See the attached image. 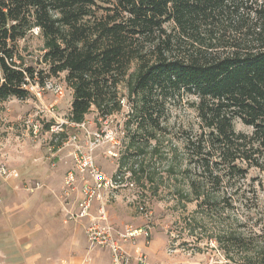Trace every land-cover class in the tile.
Wrapping results in <instances>:
<instances>
[{
    "label": "trees",
    "instance_id": "obj_1",
    "mask_svg": "<svg viewBox=\"0 0 264 264\" xmlns=\"http://www.w3.org/2000/svg\"><path fill=\"white\" fill-rule=\"evenodd\" d=\"M34 28L47 66L39 71L19 45ZM61 73L70 121L92 108L108 118L127 98L119 171L155 185L165 164L179 201L197 202L187 228L213 239L229 264H264V204L248 182L251 169L264 173V0H0V102L28 98L27 78ZM186 103L198 126L182 131L179 150L170 111Z\"/></svg>",
    "mask_w": 264,
    "mask_h": 264
},
{
    "label": "rangeland",
    "instance_id": "obj_2",
    "mask_svg": "<svg viewBox=\"0 0 264 264\" xmlns=\"http://www.w3.org/2000/svg\"><path fill=\"white\" fill-rule=\"evenodd\" d=\"M19 45L28 66L36 68L37 71L47 69V66L41 62L44 51L43 38L39 30L37 32L32 30L25 39L19 41ZM64 77L65 73L54 77L65 85L61 97L46 92L43 99L40 100L30 93L26 99L10 97L0 102V162H6L10 169H13V166L17 169L20 168L22 179L21 181L13 180L11 183L12 180H8L9 177L5 178L9 186V233L13 232L14 227L25 222L28 217V220L31 219L29 224L32 226V223H37L36 220H40V217L43 218L41 213L48 208L52 211L58 209L56 216L61 218L62 223L79 224L81 221L84 224L87 240L86 249L88 251L80 264L84 261L90 264L89 252L93 249L101 250L100 247L92 246L88 239L87 228L94 221H109L119 229L127 225L150 226L151 233L148 239L139 237L133 243L127 244V250L131 253L133 261L137 256L136 250L139 249L152 264H229L213 239L211 240L207 234L201 233L199 228L192 231L187 228L185 220L194 213L197 202L179 201V196L175 190L181 183L174 176L169 177L162 170L165 164L160 165L162 181L158 177L155 185L144 182L146 183L145 186L141 182L134 181L132 177L133 186L121 188L109 194L104 203H96L98 207L91 211L89 216L79 220L69 218L68 211L77 209L80 187L84 183L83 175L79 174L77 187L69 191L70 193L74 192L70 195L66 194L69 189L65 185V174L63 175V182L60 181V188L50 185L49 188L48 184L40 178L47 171L53 173L58 168L61 161L64 160L63 151L69 159V166H67L66 171L71 170L74 167V158L71 153L77 148L85 150L88 145H94L96 163L105 173L113 175L119 171L120 157L126 151L129 139V132L126 127L129 105L126 102L120 112H116L105 119L98 115L95 108H92L86 115L83 127L64 123L63 134L55 139L52 133L48 131L47 125L56 119L52 120L48 115L46 106L54 103V112L58 120L69 121L72 89ZM123 91H126L125 87H123ZM193 98L190 97V99ZM29 115L33 116L36 122L39 120L44 123L43 130L36 136L25 123ZM197 126L196 113L190 106H187V103L171 107L170 136L174 138L172 142L179 150H181L179 135L186 127L196 129ZM235 127L237 130L245 132L252 130L240 120H236ZM98 134L102 140L94 143L95 138L99 137ZM73 136H76L77 139L72 138ZM61 140L63 141L62 146L56 150L54 143ZM40 170L45 172L41 174ZM0 177L2 176L0 175ZM35 181H38L40 186L35 189L30 188V185H34L33 182ZM248 182L255 184L256 195L264 204V173L258 169H251ZM43 189L49 190L50 194L46 192L47 194L43 195L37 202L35 194ZM26 205L34 208L28 207L27 211L31 214L24 216L21 207ZM141 205H145L151 212L148 219L141 213ZM101 207L104 208L103 212H101ZM45 221H50L48 215ZM45 230L43 229V231ZM77 239L83 241V236H78ZM64 248L66 249V247ZM72 252L73 256L77 255L75 250ZM63 264H69V261L65 260Z\"/></svg>",
    "mask_w": 264,
    "mask_h": 264
},
{
    "label": "built area",
    "instance_id": "obj_3",
    "mask_svg": "<svg viewBox=\"0 0 264 264\" xmlns=\"http://www.w3.org/2000/svg\"><path fill=\"white\" fill-rule=\"evenodd\" d=\"M34 31H38V28H34ZM23 88L28 89L30 93L42 100L46 92H50L57 97H61L65 90V85L61 81L53 78H46L44 82L34 81L32 82L27 78L23 83ZM121 102L126 104L127 98L123 97ZM54 103L46 106V112L53 119L48 131L55 136V139L59 138L64 131V123H68L73 126H84V122L76 123L67 120H58L57 115L54 112ZM25 123L30 127L33 134L36 136L43 130V124L41 121L37 122L33 119V116L25 120ZM98 138H95L94 143H98L102 140V137L98 134ZM72 138L77 139L76 136ZM94 145L87 146L85 150L76 149L71 154L74 158V167L68 170L65 175V185L68 187L67 193L76 189L77 178L79 174L83 175L84 183L80 187V198L77 203V209L75 211H68L70 219H82L90 215L94 205L96 203H104L107 196L116 192L118 189L133 186L132 172L130 170L116 171L113 175H108L99 167L96 163L94 156ZM13 172L6 162H0V175L4 178L12 176ZM87 175V177H86ZM34 185H30V188H38L40 183L38 181L33 182ZM35 186V187H34ZM104 208L101 207V212ZM140 211L145 218H149L151 212L145 205L140 206ZM103 220V219H102ZM151 233L149 225L141 226H125L124 228H116L109 221L92 222L87 228L88 239L92 246L101 248H108L111 253L112 264H152L147 257L137 249V256L133 261L131 253L127 250V244L133 243L137 238L144 237L148 239ZM82 264H89L84 261Z\"/></svg>",
    "mask_w": 264,
    "mask_h": 264
},
{
    "label": "crops",
    "instance_id": "obj_4",
    "mask_svg": "<svg viewBox=\"0 0 264 264\" xmlns=\"http://www.w3.org/2000/svg\"><path fill=\"white\" fill-rule=\"evenodd\" d=\"M61 146L62 144L59 147ZM62 155L64 160L61 161L60 167L58 166L53 173H49L48 171L44 173L45 171L40 170V173H44V176L42 178L40 176L39 178L48 184V187L49 185L56 188L61 187L60 181L63 182V175H66L68 171H66V168L69 166L68 155L64 151ZM19 169L13 166V174L8 179L12 180L10 181L11 183L13 180H22ZM6 180L0 177V264H63L65 260H68L69 264H80L88 251L86 249L87 240L84 233V224L81 221L79 224L62 223L61 218L56 216V210L58 209L52 211L48 208L45 212L41 213L43 218L40 217V220H36L37 223H32V226L29 224L31 219L28 220V217L25 222L14 227L13 232L9 233V186ZM46 192L50 194V191L47 189L36 192L35 197L37 196V202L43 195L47 194ZM72 193L74 192L66 194L70 195ZM28 207L34 208L29 205L21 207V212L24 216L31 214L27 211ZM96 207H98L97 204L94 205L92 211ZM46 214L49 216L50 221H45ZM43 229H46V232ZM78 236H83V241L77 239ZM106 249L101 248V250L93 249L90 251V264H112L111 253L109 249L107 251ZM72 250H75L77 255L73 256Z\"/></svg>",
    "mask_w": 264,
    "mask_h": 264
}]
</instances>
